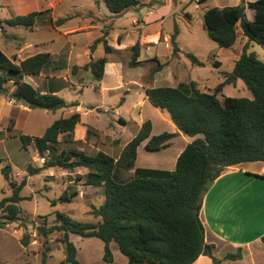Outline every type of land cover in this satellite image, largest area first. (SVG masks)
Here are the masks:
<instances>
[{
	"label": "trees",
	"instance_id": "trees-1",
	"mask_svg": "<svg viewBox=\"0 0 264 264\" xmlns=\"http://www.w3.org/2000/svg\"><path fill=\"white\" fill-rule=\"evenodd\" d=\"M207 1L199 0V3ZM241 1L238 6L212 8L204 14L208 36L220 48H231L237 43L238 29L248 43L264 47V0L248 4L256 11L254 21L247 19V3ZM105 3L113 15L145 6L139 0H105ZM49 12H32L7 20L0 19V29L3 30L4 25L33 28L37 20ZM66 20L54 22L48 18L46 23L56 27ZM177 36L178 29L171 38L175 56L179 52ZM118 41L121 42L120 37ZM101 43L106 54L114 51L103 37L95 41L90 49L93 51ZM248 43L236 61L234 71L225 73V81L212 92L201 91L194 83L147 88L149 103L168 115L178 133L165 132L151 136L152 125L147 121L119 159L103 151L92 156L71 146L75 142V131L82 125L79 113L56 120L41 137L18 135L24 150L34 144L39 156L45 159L42 167L27 166L30 176L51 168L69 172L82 168L87 170L85 185L104 188L105 191L104 204L93 207L91 211L94 218L100 219L96 225L75 222L60 212L56 214L60 224L50 229V232L63 233L65 261L60 264H80L77 249L70 241L71 235L101 240L104 243L103 260L107 263L113 262L111 243L117 244L128 264H194L198 260L205 248V229L200 220L199 204V194L205 184L209 180H217L227 168L244 163H264V61L259 60L254 53H248ZM131 51L130 68L141 67L140 43L137 42ZM186 57L193 65L204 66L194 54L187 53ZM107 62V58L103 57L91 61L84 69L91 72L94 81L101 82ZM54 63L49 53L37 54L16 63L0 48V94L17 103L26 100L33 110L57 112L78 106L75 103L68 104L58 95L43 93L24 82L26 76H39ZM161 68L160 64L158 71ZM237 80L243 81L252 99L223 96L224 87L235 84ZM9 84L14 85L12 91ZM7 133L9 137H17L13 124L9 125ZM178 134L195 140L180 154L174 171L137 169L136 177L129 182L114 180L117 169H135L138 149L142 144L149 152H159L170 147ZM11 173L9 165L2 169L12 196L0 202V210L6 214V221L0 222L1 227L20 220L19 203L24 200L20 193L27 184L25 179L16 184L11 180ZM77 196L78 192L65 191L59 201L70 203ZM52 204L56 205L57 201ZM43 232L47 234V231ZM28 237L24 236L26 244ZM261 239L264 242V236ZM211 259L214 264H223V260ZM240 259L241 249L236 254L226 255L224 260ZM43 261H46L45 255Z\"/></svg>",
	"mask_w": 264,
	"mask_h": 264
},
{
	"label": "rangeland",
	"instance_id": "rangeland-1",
	"mask_svg": "<svg viewBox=\"0 0 264 264\" xmlns=\"http://www.w3.org/2000/svg\"><path fill=\"white\" fill-rule=\"evenodd\" d=\"M97 1L100 7L97 6ZM145 6L139 9H130L121 17L106 18L110 15L106 4L102 0H68L57 7L55 18H72L68 20V27H76L85 24L86 20L82 16L93 12L104 20L105 25L114 26V30L106 31L103 38H107L111 45L117 46V28H129L134 20H141L143 16H149V20L157 17L154 27L142 28L148 37L144 40L143 46L150 44L153 37L160 35L156 50L151 52L143 51L142 58L148 55V60L142 61L143 69L130 68L132 59L130 49L112 53V59L123 63L125 74H144L141 83L146 88H166L177 87L180 84L194 83L201 91H213L219 84L225 81V73L234 71L235 63L240 58L244 46L248 40L238 29V41L231 48H220L209 36L205 29L204 14L211 8L234 7L241 4V0H209L200 4L199 0H139ZM100 8V9H99ZM154 9V13L148 11ZM153 15V16H152ZM251 16V12H247ZM3 17L7 15L3 13ZM141 22V21H140ZM138 22L137 25H141ZM142 29L140 31H142ZM178 29L176 42L179 52L175 56L171 38L175 30ZM18 33L25 36L27 40H56L60 34L55 29H40L32 34L20 28ZM125 35V34H123ZM127 37L125 43L135 44L138 36ZM78 37L76 46L77 54L84 61L90 50L86 51L85 42L92 44L95 40L94 32H87ZM248 53H254L257 58L264 61V47L253 42L248 43ZM156 52V54H155ZM187 53L194 54L203 64V67L195 66L186 57ZM93 57L105 56L103 46L100 45L94 51ZM141 57V55H140ZM65 58L60 59L64 61ZM140 60V58H139ZM220 63V66L217 64ZM162 65L158 71L159 65ZM121 72V71H120ZM73 81L71 87L83 86L82 91H75L70 86L59 96L67 103L79 102L81 105L93 106L87 114L81 113V127L74 134L72 147L85 151L89 155H96L98 150L119 159L125 147L140 132V121L144 117L154 123V134L158 136L164 132H169V127L159 120L158 109L147 102L146 106L135 107L143 97L141 89L138 87H127L121 89L119 86V73L112 72L102 83L103 87H109L110 92L94 89L98 87L91 72L84 68L75 67L72 71ZM134 77V80H139ZM61 83H63L61 81ZM107 85V86H106ZM224 97L249 98L253 96L246 88L243 81L238 80L234 85H228L223 90ZM222 98V97H221ZM223 99V98H222ZM125 100V101H124ZM97 107L111 109L107 113L97 112ZM78 109L81 108L78 106ZM85 110V108H82ZM117 109V111H116ZM68 109L60 110L53 114L46 110L36 109L31 115H24L21 123L14 128L17 137H9L0 134V202L12 196V191L8 182L2 174V169L9 165L12 169L11 180L20 184L24 179L27 184L20 195L24 198L19 203L21 213L20 220L16 223H8L0 226V264H60L65 261V245L63 244V233L59 231L50 232L53 227L59 226L56 214L58 212L70 217L73 221L84 224H98L100 219L94 218L91 214L92 208L102 206L106 200L104 188H93L85 185L86 169H77L73 172L60 168L44 170L40 174L30 176L26 170L27 165L42 167L37 152L33 148L24 150L19 139V134H26L41 137L44 135L43 129L52 124L54 120L61 118V113ZM11 111L2 102L0 97V128L10 118ZM66 116V115H65ZM167 116V115H166ZM66 118V117H65ZM4 140V142L2 141ZM2 141V142H1ZM179 150V142L174 141V145L169 149L159 152H149L145 150L144 144L139 147L138 170H164L168 168L175 170L176 165L172 163ZM170 164L169 167H167ZM259 169L260 166H255ZM137 170V169H136ZM170 170V169H169ZM125 173V174H124ZM127 172L117 169L113 178L117 182H122ZM136 177L135 173L133 179ZM132 179V180H133ZM131 181V180H130ZM129 182V181H128ZM260 186H256L255 193L258 195ZM65 191L69 193L78 192L70 203L60 202L59 199ZM57 201L56 205L52 203ZM6 214L0 210V222H5ZM47 231L44 234L43 231ZM28 235L27 244L24 236ZM70 241L75 245L80 264H124L127 263L125 256L118 250L116 243L114 260L107 263L103 260L104 243L96 238H81L71 235ZM44 255L46 261H43Z\"/></svg>",
	"mask_w": 264,
	"mask_h": 264
},
{
	"label": "crops",
	"instance_id": "crops-1",
	"mask_svg": "<svg viewBox=\"0 0 264 264\" xmlns=\"http://www.w3.org/2000/svg\"><path fill=\"white\" fill-rule=\"evenodd\" d=\"M65 1L68 0H0L1 20H7L16 16H24L32 12L42 13L50 11L49 14H45L44 16L40 17L33 28L9 27L7 25H4V29H0V48L8 57L15 60L16 63L22 62L32 56L41 53L51 54L53 60L55 61V63L45 69L41 73V75L26 76L24 78V82L32 85L36 89H40L41 91H43V93H52L58 96L63 93L68 88V86H70V88L77 92L82 91L83 86L77 85L75 88L71 87V83L73 81L72 71L74 70V68H84L85 65H87L91 61H96L100 58L106 57L108 62L105 65L103 80L101 82H97L98 87L94 86V89H104L103 91L110 92L111 88L105 86L103 87L102 83L105 81V79H107L110 73L116 72L119 73V80L121 82L119 83L118 87H121V89H126L127 87L134 86L141 89L143 98L137 102L135 107L146 106L147 102H149L146 97L147 88L143 85V83H141V77L144 74V71H142L143 73L141 74H132L126 76L123 63L113 60L111 54L118 53L127 49L131 50V48L137 42H139L140 45L143 46V42L148 37V35L144 34V30L142 28L148 27L150 25L151 27H154L153 25L158 22L157 19L159 18L160 14L150 20L148 18V15L147 18L146 16H143L142 20L138 18L137 21L134 20L132 22V25L129 28H117L116 30L118 32V38H121L120 43L117 40V46L111 45L106 38L108 45L114 51L111 54H106L104 50L105 56L93 57L92 55L94 51H96L100 45H102L104 49V45L102 43L98 44L93 51L90 49V47L95 43V41L104 36L105 31L108 37L109 32L115 29V24H113V26L105 25L104 20L99 17L98 14L95 15L93 12H90L87 16H82V19L86 20V23L82 26L79 25L76 27L65 28L68 25V20L72 19L70 17L59 18L67 19L66 22H64V24H62L61 26L55 27L47 24L46 21L48 20V18H51L54 22L59 20L55 18V12L57 7H59L61 4H64ZM102 1L105 2V0ZM256 1L257 0H245V2L247 3L246 15L248 11L251 12V16L247 15V19L250 21L255 20L256 11L250 8L248 4L254 3ZM97 6L100 7L98 1ZM130 9L135 10L139 8ZM130 9H127L120 15H113L110 12V15L106 16V18L121 17ZM148 12L149 14H152L154 13V9ZM3 13H5L7 16L3 17ZM138 22H140L141 25H137ZM20 28H24L26 32H30V34L40 29H55L60 34V37H58L56 40L53 39L50 41L27 40L25 36L18 33V30H20ZM141 29L142 31H140ZM87 32L95 33V40L92 44H89V42L84 43L86 51L90 50L91 57L88 58L89 55H86L85 60L80 61L82 57L77 54L76 46L78 44V37L75 36ZM133 34H136L138 36V40L136 41V43L132 45L126 44L125 39L127 37H134ZM153 35L155 36L153 37V40L150 42V44H146L143 46V51L151 52V54L156 50V45H158V40L160 38V35ZM142 53L139 61L144 62L148 60L149 57L147 55L146 57L142 58ZM62 58H65L64 61H60V59ZM134 69L144 70V68L142 67ZM134 77H139V80H134ZM61 81L63 83H61ZM8 87H10L11 91L14 89L13 84H9ZM0 97L2 98V102L9 108V111L12 112L9 116L10 118L0 128V133L6 134L8 136L7 129L9 125L13 124L14 128H16L17 125H19V120L21 123L23 116L25 114L31 115L34 110L30 109L29 106L23 105L22 103H17L14 100H10L8 97L2 94H0ZM74 103L77 104L81 109L79 110L78 106L68 108L67 111L61 113V118H67L74 113H79L80 115L81 113L87 114L90 110L95 108L93 106L81 105L78 101ZM82 108H85V110H83ZM110 110L111 109L109 108L102 109L100 107H97V112L103 111V113H107ZM54 113L56 112H53V114ZM159 120L167 127H169L170 130L168 133H178L177 128L170 121L168 115L166 116V114L162 113L161 111L159 113ZM55 121L56 120H54L52 124ZM147 121L151 122L152 125L151 136H155L154 123L151 120L142 117L140 121V128H142L143 124ZM51 125L46 126L42 130L43 133H45L47 128ZM79 128L75 131V133L79 130ZM28 136L37 137L32 135ZM177 140L179 142V150L177 151V154L172 161L173 165H176L177 159L180 154L188 144L195 140V138L187 137L183 134H178L171 141V146L166 149L171 148L174 145V141ZM2 141L4 142V140ZM29 148H33V150L37 152L34 144L29 146ZM100 151L102 150H98V152ZM37 156L40 161H43V165L45 159H42L39 156L38 152ZM138 157L139 149L135 169L126 171L128 174L127 177H125L124 175H120L123 176L122 178H124L122 182H128L133 179L134 173L136 169H138ZM169 166L170 164L167 167ZM255 166H260V168L255 169ZM171 169L172 168H168V171H174ZM260 177H264V163H244L238 166L227 168L221 174V176L213 182V186L207 191L206 195L203 198L200 210V220L205 229V247H207V249L204 248L205 254L203 253L194 264H214L211 257H214L221 261L223 260V264H264V242H262L261 239L264 236V178ZM257 185L260 186L258 195L255 193ZM112 244L113 243H111L110 248L114 260L115 247H113ZM239 249L242 250V259L235 261L224 260L226 255L236 254ZM124 264H128V260L127 263L126 261H124Z\"/></svg>",
	"mask_w": 264,
	"mask_h": 264
},
{
	"label": "water",
	"instance_id": "water-1",
	"mask_svg": "<svg viewBox=\"0 0 264 264\" xmlns=\"http://www.w3.org/2000/svg\"><path fill=\"white\" fill-rule=\"evenodd\" d=\"M20 103H22L23 105L29 106V102L26 101V100H21ZM213 182H214V181L209 180V181L205 184V186H204V188L202 189V191L200 192V194H199V204H200V205H201V203L203 202V198H204V196L206 195L207 191H208L209 189H211V187L213 186ZM205 249H207V247H205ZM203 253L205 254V251H203Z\"/></svg>",
	"mask_w": 264,
	"mask_h": 264
}]
</instances>
